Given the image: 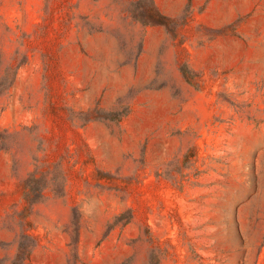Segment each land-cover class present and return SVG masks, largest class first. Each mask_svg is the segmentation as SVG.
Returning <instances> with one entry per match:
<instances>
[{"label":"rangeland","instance_id":"1","mask_svg":"<svg viewBox=\"0 0 264 264\" xmlns=\"http://www.w3.org/2000/svg\"><path fill=\"white\" fill-rule=\"evenodd\" d=\"M0 264H264V0H0Z\"/></svg>","mask_w":264,"mask_h":264},{"label":"trees","instance_id":"2","mask_svg":"<svg viewBox=\"0 0 264 264\" xmlns=\"http://www.w3.org/2000/svg\"><path fill=\"white\" fill-rule=\"evenodd\" d=\"M155 22H157V23L161 24V23H162V19H160V17H159V19L155 20ZM25 196H26V198H27L29 195H28V194H26Z\"/></svg>","mask_w":264,"mask_h":264}]
</instances>
